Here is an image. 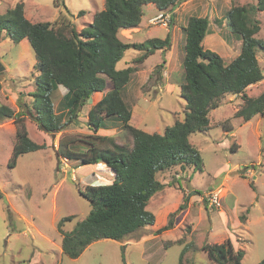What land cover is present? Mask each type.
Segmentation results:
<instances>
[{"label":"rangeland","instance_id":"374dc122","mask_svg":"<svg viewBox=\"0 0 264 264\" xmlns=\"http://www.w3.org/2000/svg\"><path fill=\"white\" fill-rule=\"evenodd\" d=\"M21 1L31 21H54L63 14L75 22L78 30L92 20L96 9L104 8L103 0H0V12ZM256 3L257 0H185L177 13V8L174 10L170 26L167 20H154L148 11L137 28L122 30L120 36L125 41L165 38L168 32L172 36L170 46L156 50L147 62H134L141 53L136 49L127 50L119 61L123 67L137 66L124 88L125 101L133 112L130 123L148 131L163 132L167 125L184 118L186 102L180 95V84L185 81L183 26L190 16L210 18V32L204 47L229 61L239 54L242 40L229 30L226 13L234 5ZM82 10L85 15H79ZM258 18L262 27L257 36L264 40V12H259ZM3 39H0V105L27 113L25 121L30 137L38 143H46L47 147L21 155L17 165L9 167L16 125L13 119L0 120V189L3 192L0 264H213L203 244L221 243L229 238L236 249L245 250L242 264H256L264 257V116L256 115L249 121L235 118L244 100L233 94L226 95L220 106L211 111L209 130L190 136L202 154L203 170L187 166L185 171L178 166L157 174L166 186L162 196L160 193L149 204L151 209L157 210V206L164 203V206L171 204L170 213L179 209L183 199L175 201V198L183 190L178 179L188 198L191 193L186 186L191 184L200 192L191 194L193 201L189 198L187 207L174 215L176 223L167 229L170 232L144 243L149 244V248L143 253L142 246L123 243L130 238L128 234L123 241L93 242L78 258L64 254L58 222L72 215L73 220L62 226L64 230L73 229L92 209L91 201L80 194V189L90 184L111 183L116 173L104 162L75 167L68 159L59 158L57 148L62 136L92 133L87 114L81 111L79 119L55 134L40 129L30 111L33 98L29 94L36 90L38 74L35 54L32 48L31 54L22 44ZM258 57L264 69V49ZM111 87L109 83L107 89ZM263 91L264 79L246 90L251 96ZM65 92L66 88L60 85L53 93L57 113L63 111L61 101ZM227 119L234 129L232 133L222 128ZM103 129H108L103 132L114 135L118 143L133 144V137L125 126L118 123ZM234 143L238 146L235 151L231 148ZM213 188H220L221 198L219 204L210 206L203 201V195Z\"/></svg>","mask_w":264,"mask_h":264},{"label":"trees","instance_id":"16d2710c","mask_svg":"<svg viewBox=\"0 0 264 264\" xmlns=\"http://www.w3.org/2000/svg\"><path fill=\"white\" fill-rule=\"evenodd\" d=\"M184 1L105 0L104 8L96 9L92 20L80 30L63 14L54 21H31L25 14L23 1L0 12V39L9 38L19 43L27 38L35 54L38 74L36 90L29 94L33 98L30 111L40 129L55 134L79 119L81 111L87 114L92 133L62 136L57 148L59 158L68 159L75 167L104 162L116 173L111 183L90 184L80 189V194L91 201L92 209L73 229L64 230L62 226L73 220L72 215L58 222L62 252L71 258H78L93 242L123 241L126 235L155 223L157 210L151 209L149 204L166 186L157 174L177 166L203 170L202 154L190 136L211 128L210 113L220 106L226 95H238L244 100L235 118L249 121L256 115L264 116V91L253 96L246 92L250 85L264 79L258 57L264 49V40L257 36L262 27L258 13L264 12V0H257L256 4L234 5L226 13L229 30L242 40L239 54L229 61L204 47L210 32V18L190 16L183 26L185 81L180 84V95L186 102L184 118L167 125L163 132L148 131L130 123L133 112L125 101L124 88L137 66L123 67L119 61L127 50L136 49L141 53L134 62L143 63L156 50L170 46L172 36L168 32L165 38L136 42L123 40L120 32L137 28L150 3L161 11H170L174 19V10ZM85 13L82 10L79 15ZM109 83L112 87L107 89ZM60 85L66 92L61 101L63 111L57 113L52 97ZM96 92L103 96L90 105ZM25 114L6 104L0 105V120L13 119L16 125L9 167H15L21 155L47 147L46 143H38L30 137ZM228 121H224L222 128L231 131ZM118 123L129 129L132 145L118 143L114 135L99 133L100 129L112 128ZM236 146L234 143L231 148L235 151ZM177 183L184 193L181 180ZM2 197L0 189V199ZM205 197L204 194L203 201L209 205ZM188 201L184 193L179 209L186 208ZM179 209L170 213L167 224L157 233L174 227V215ZM202 247L213 264H242L245 256V250L236 249L230 238L221 243L206 242ZM256 264H264V257Z\"/></svg>","mask_w":264,"mask_h":264},{"label":"crops","instance_id":"0c3cea01","mask_svg":"<svg viewBox=\"0 0 264 264\" xmlns=\"http://www.w3.org/2000/svg\"><path fill=\"white\" fill-rule=\"evenodd\" d=\"M103 2H104V6H105V0H103ZM182 6V5H181ZM181 7H177V10H176V12L175 13H177V11H179V9H180ZM183 9V8H182ZM149 11V14H151V15H149V16H154V15H156L157 14V12H158V9H157V7H155V5L154 4H148L147 6H146V12H148ZM146 15V14H145ZM145 15L143 16V18L145 17ZM177 19V18H176ZM143 20V19H142ZM148 21V20H147ZM143 22V21H142ZM147 23V22H146ZM124 31V30H123ZM4 40V39H3ZM20 44H22V46L28 51V52H30L31 54H32V52H31V45H30V42H29V40L27 39V38H24L23 40H21L20 42H19ZM156 52H154L153 54H151L145 61L147 62L152 56H154V54H155ZM135 57H136V55H134ZM144 61V62H145ZM126 64V63H125ZM100 92H96V93H94L93 95H92V97H91V104L90 105H93V104H95L98 100H100L101 99V97L103 96V93H101V95L99 94ZM220 126V125H219ZM108 129H100L99 130V133H102V134H106L105 132H103V131H107ZM232 132H234V129H232L231 130V133ZM40 150H43V149H40ZM99 164H102L101 162L99 163ZM105 166H106V164L105 163H103ZM109 167V166H108ZM107 167V168H108ZM178 167V166H177ZM177 167H175V168H177ZM111 168V167H110ZM110 168H108L109 170H111ZM174 168V169H175ZM252 170V169H251ZM111 171H113V169L111 170ZM185 171H186V169H185ZM184 174H185V172H184ZM168 183V182H167ZM167 188V187H166ZM170 191V190H169ZM177 192V191H176ZM167 193H169V192H167ZM161 196H162V192H161V194H160ZM159 195V196H160ZM225 195H227V194H225ZM225 195H222V197H226ZM158 196V197H159ZM177 197L175 198V201H177V199H179L180 201H182V199H183V193H180V194H177L176 195ZM193 197V195H191V194H189V198H190V202H192L193 200H192V197ZM194 198V197H193ZM165 204V203H164ZM164 204L163 205H160V206H157L158 208H157V212H156V221H155V223L153 224V225H149V226H146V227H142V228H140V229H138V230H136V231H134V232H132V233H130L129 235H131L130 236V238L128 239V240H124V242L123 243H135L134 245H138V246H142V253L145 251V249H147V248H149V244H144V243H146L147 241H149V240H152V239H156V238H158V237H160V235H162V234H164L165 232H170V230H164L162 233H157V230L159 229V228H161V227H163V226H165L166 224H167V222H168V218H169V213H170V211H169V209L171 210V208H169L170 207V203H168V206H164ZM161 206H163L162 208H161ZM161 208V209H160ZM233 208H234V206H233ZM160 239V238H159ZM123 246H125V244H122ZM155 256H153V257H151L150 259H153Z\"/></svg>","mask_w":264,"mask_h":264},{"label":"built area","instance_id":"2783aa9c","mask_svg":"<svg viewBox=\"0 0 264 264\" xmlns=\"http://www.w3.org/2000/svg\"><path fill=\"white\" fill-rule=\"evenodd\" d=\"M154 20H159L160 22H166L171 21V13L170 12H161L156 17L153 18ZM220 188H213L212 190L208 191V194L206 195L209 200L210 206H215L216 204H219V200L221 198V193H219Z\"/></svg>","mask_w":264,"mask_h":264},{"label":"clouds","instance_id":"9594fccd","mask_svg":"<svg viewBox=\"0 0 264 264\" xmlns=\"http://www.w3.org/2000/svg\"><path fill=\"white\" fill-rule=\"evenodd\" d=\"M158 9V8H157ZM161 12H170V11H161V10H159L158 9V12H157V14H159V13H161ZM171 13V12H170ZM157 14H156V16H157ZM172 15V14H171ZM155 15H154V17H156ZM153 16H152V18H154ZM172 18V17H171ZM172 21V20H171ZM171 21H170V23H169V26H170V24H171ZM170 28V27H169ZM180 167V166H179ZM182 174H184V172L182 173ZM177 176L178 177H180L181 176V173H178L177 174ZM178 180H180V179H178ZM164 183V182H163ZM180 187V186H179ZM187 189H188V187H187ZM193 190L195 191V189L193 188ZM189 192H190V190H188ZM191 193V192H190ZM192 194V193H191ZM194 194H195V192H194ZM203 197H204V195H203Z\"/></svg>","mask_w":264,"mask_h":264},{"label":"water","instance_id":"95a60500","mask_svg":"<svg viewBox=\"0 0 264 264\" xmlns=\"http://www.w3.org/2000/svg\"><path fill=\"white\" fill-rule=\"evenodd\" d=\"M188 190H190V192L192 193V194H194V190H193V187L191 186V184H190V186L188 187Z\"/></svg>","mask_w":264,"mask_h":264}]
</instances>
